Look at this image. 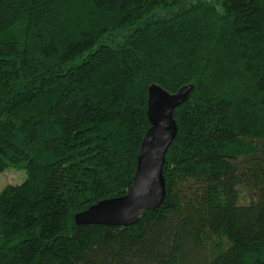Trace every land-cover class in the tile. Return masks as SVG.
Here are the masks:
<instances>
[{
    "label": "trees",
    "instance_id": "trees-1",
    "mask_svg": "<svg viewBox=\"0 0 264 264\" xmlns=\"http://www.w3.org/2000/svg\"><path fill=\"white\" fill-rule=\"evenodd\" d=\"M150 85H191L162 201L75 224L129 188ZM6 167L0 264H264V0H0Z\"/></svg>",
    "mask_w": 264,
    "mask_h": 264
},
{
    "label": "water",
    "instance_id": "water-1",
    "mask_svg": "<svg viewBox=\"0 0 264 264\" xmlns=\"http://www.w3.org/2000/svg\"><path fill=\"white\" fill-rule=\"evenodd\" d=\"M191 85L168 93L156 85L147 88L149 124L136 153L135 170L127 191L97 201L73 215L75 224L129 225L144 209L156 208L164 196V153L176 134L173 109L188 96Z\"/></svg>",
    "mask_w": 264,
    "mask_h": 264
},
{
    "label": "rangeland",
    "instance_id": "rangeland-1",
    "mask_svg": "<svg viewBox=\"0 0 264 264\" xmlns=\"http://www.w3.org/2000/svg\"><path fill=\"white\" fill-rule=\"evenodd\" d=\"M189 1V0H188ZM192 1V0H190ZM209 2H215L216 0H206ZM159 16L164 15L158 12ZM24 171L23 170H16L12 167H6L4 170L0 172V190L6 185V184H17L22 181L24 178Z\"/></svg>",
    "mask_w": 264,
    "mask_h": 264
}]
</instances>
